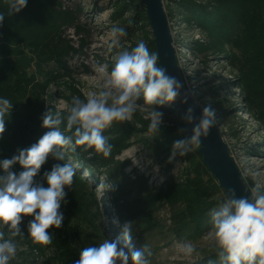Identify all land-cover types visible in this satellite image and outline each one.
I'll list each match as a JSON object with an SVG mask.
<instances>
[{
	"label": "trees",
	"instance_id": "1",
	"mask_svg": "<svg viewBox=\"0 0 264 264\" xmlns=\"http://www.w3.org/2000/svg\"><path fill=\"white\" fill-rule=\"evenodd\" d=\"M174 1L187 8V22L199 25L205 32L208 42H198L199 49L229 56L239 72L238 84L246 96L249 110L257 113L264 123V0H211L207 4L195 0ZM135 2H118L116 13L135 5ZM66 13L62 11L61 0H27L23 10L9 15L7 0H0V14L4 15L0 25V98H7L13 104L6 119V131L0 138V162L18 155L19 150L31 147L47 131L42 124L47 113L48 88L62 75H69L68 57L77 51L63 31ZM142 21L143 27H150L147 12H144ZM150 44L153 52L157 53L155 40ZM165 105L178 109L175 103ZM66 115L67 112L62 113V131L66 129ZM178 115V124L172 127L162 125L159 135L152 134L159 147L168 151H172L175 141L190 137L180 131L187 122L179 110ZM149 122L141 120V128L148 131ZM136 130L127 123L107 129L104 135L113 146L107 158L94 149L81 146H77L69 156L92 174L103 171L104 175L110 176L114 185L112 203L121 222L139 221L143 225L148 210L167 203L174 209L173 216L178 219L175 222L180 231L201 235L211 223V211L226 197L203 163L198 149L185 156L189 166L180 179L168 181L159 189L150 188L148 183L131 180L122 174L118 169L120 163L114 159ZM65 157L61 161L50 156L34 178L35 184L47 188L45 173H50L57 164L67 163V155ZM10 171L18 176L24 169L17 163ZM81 171V168H76L72 187L65 188L66 196L60 209L64 220L61 228L49 230L53 236L52 244L46 247L34 244L28 233V225L34 217H24L20 225L24 237L15 238L18 252L10 264H31L27 253L36 251L44 255L47 250H52L53 255L42 264H75L80 259L83 249L81 238L75 227L69 226V219L76 209L68 206L72 205V199L81 197L79 189L85 184ZM3 175L6 173L0 166V176ZM219 195L221 197H217ZM87 202L84 201L81 210L89 214ZM0 230L7 236V228L0 226ZM209 259L215 260L217 255L197 264H208Z\"/></svg>",
	"mask_w": 264,
	"mask_h": 264
},
{
	"label": "rangeland",
	"instance_id": "2",
	"mask_svg": "<svg viewBox=\"0 0 264 264\" xmlns=\"http://www.w3.org/2000/svg\"><path fill=\"white\" fill-rule=\"evenodd\" d=\"M121 1L131 3L133 0H61L62 11L67 12L63 19V31L77 51L68 57L69 75H62L48 88L47 112L60 111L62 115L71 106L73 97L84 100L88 93L98 91L102 81L96 69L107 65L110 72L115 58L123 51H131L141 40L153 52L151 27L142 26L145 3L135 0V5L116 13L117 3ZM195 1L207 4L211 0ZM163 2L180 69L189 91L202 109L210 106L215 111L216 125L229 146L232 158L249 186L258 184L264 192V123L257 113L249 110L246 96L238 84V70L226 54L199 49L198 42L206 44L208 38L199 25L187 22L186 7L174 0ZM114 27L124 28L127 33L119 38L117 46L112 44L111 29ZM138 103L143 105V100ZM157 107L163 113L162 125L172 127L178 124L177 108ZM145 116L143 108H138L132 120L125 122L137 130L114 159L120 163V172L129 179L140 180L148 183L150 188L159 189L168 181L180 179L189 164L185 156L177 155L170 160L172 151L159 147L154 136L141 128L140 121L148 120ZM70 152L65 150L67 160L82 169L85 183L79 189L81 197L72 199V205L68 206L69 209H76L69 219V226L79 232L80 246H98L104 239L123 241V226L129 222L119 220L112 203V179L103 171L92 174L69 156ZM82 198L89 203V214L81 210L84 205ZM173 214L174 209L166 203L148 210L143 225L139 221L132 222L134 249H142L147 243L153 253L149 258L151 264H197L216 255L213 242L205 239L211 231V223L201 235H194L190 231H180L176 223L178 219ZM182 240L191 241L199 255L194 254L189 259L178 253L174 244ZM52 255V250H47L44 255L35 251L27 253V259L31 264H42Z\"/></svg>",
	"mask_w": 264,
	"mask_h": 264
},
{
	"label": "clouds",
	"instance_id": "3",
	"mask_svg": "<svg viewBox=\"0 0 264 264\" xmlns=\"http://www.w3.org/2000/svg\"><path fill=\"white\" fill-rule=\"evenodd\" d=\"M7 4L8 14L12 15L23 10L27 0H7ZM3 21L4 15L0 14V25ZM126 35L124 28H112L113 46ZM107 69V65L96 69L102 81L98 91L88 93L84 100L72 98L64 131L61 112L49 111L43 116L42 124L47 131L38 142L0 162L6 173L0 176V226L7 228V236L0 230V264H10L16 259L18 241L15 238L24 237L20 228L24 217H34L28 233L37 245H51L53 236L49 230L62 227L61 204L65 200V188H71L74 183L76 167L71 162L57 164L50 173H45L48 187L37 185L34 178L50 156L64 161L65 150L75 152L81 146L109 157L113 146L104 132L115 124L132 120L138 108H143L145 119L150 121L148 133L159 135L163 113L157 106L170 105L180 96L181 83L158 66V54L150 52L143 40L131 51L121 52L111 71ZM141 100L143 105L138 103ZM12 107L9 99L0 98V138L6 131V119ZM184 119L193 124L192 108ZM216 124L215 111L210 106L204 107L199 122L194 123L192 135L174 142L170 160L200 148L201 138H206ZM17 163L24 169L18 176L10 171ZM250 192L251 199L237 198L235 191L229 189L224 202L211 211L212 228L205 239L213 242L217 259H209L208 264H264V192L258 184ZM132 227L131 222L124 224L123 241L104 239L98 246L84 247L75 264H129V259L131 264H151L149 258L153 253L147 243L142 249H134ZM174 248L185 258L199 255L191 241L176 242Z\"/></svg>",
	"mask_w": 264,
	"mask_h": 264
},
{
	"label": "water",
	"instance_id": "4",
	"mask_svg": "<svg viewBox=\"0 0 264 264\" xmlns=\"http://www.w3.org/2000/svg\"><path fill=\"white\" fill-rule=\"evenodd\" d=\"M144 3L156 44L159 66L164 67L168 74L175 77L182 85L180 96L174 103L184 117L189 108L193 109L195 120L193 124L186 121L187 124L184 127L185 134L191 136L194 123L199 122L203 109L189 91L181 72L163 0H144ZM185 98L186 103H184ZM201 144L198 153L223 190L225 197L228 195V190L233 189L237 198L251 199V187L232 158L229 146L221 136L217 125L210 130L206 138H201Z\"/></svg>",
	"mask_w": 264,
	"mask_h": 264
}]
</instances>
